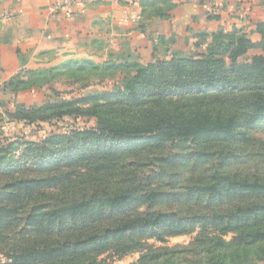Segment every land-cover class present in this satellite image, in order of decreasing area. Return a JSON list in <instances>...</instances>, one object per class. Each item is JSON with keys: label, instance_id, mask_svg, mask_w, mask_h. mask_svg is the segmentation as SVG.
Returning <instances> with one entry per match:
<instances>
[{"label": "trees", "instance_id": "obj_1", "mask_svg": "<svg viewBox=\"0 0 264 264\" xmlns=\"http://www.w3.org/2000/svg\"><path fill=\"white\" fill-rule=\"evenodd\" d=\"M141 6L165 18L174 4ZM255 32L257 41L239 27L200 33L186 56L72 58L8 81L17 93L47 84L44 74L119 78L0 113L14 125L95 119L38 142L0 135V264H103L105 252H138L130 264L264 262V168L237 151L254 141L244 129L264 123V55L249 54L264 52V21ZM183 234H193L188 243L166 244Z\"/></svg>", "mask_w": 264, "mask_h": 264}, {"label": "crops", "instance_id": "obj_2", "mask_svg": "<svg viewBox=\"0 0 264 264\" xmlns=\"http://www.w3.org/2000/svg\"><path fill=\"white\" fill-rule=\"evenodd\" d=\"M56 1L0 0V105L46 101L38 86L4 89L28 70L106 53L143 63L171 53L186 56L196 51L200 33L239 27L257 41L255 25L264 21V0H169L174 7L165 18L142 13L141 3L151 0H70L72 18L51 10Z\"/></svg>", "mask_w": 264, "mask_h": 264}, {"label": "rangeland", "instance_id": "obj_3", "mask_svg": "<svg viewBox=\"0 0 264 264\" xmlns=\"http://www.w3.org/2000/svg\"><path fill=\"white\" fill-rule=\"evenodd\" d=\"M106 54L108 55L102 57L101 59L95 60L94 58L93 60L100 62L111 55L109 53ZM54 78V80H52L53 78L50 79V74H44L40 76L42 82H48L47 84H43L39 90L40 93L45 94V102H58L63 99L69 100L72 98L82 97L85 95L93 94L97 91L109 89L114 83H119V78H117L116 75L112 76V74H109L104 78L102 83H96V77H86L85 75L74 71H72L71 73L68 72L67 74H57L54 76ZM87 81H91V84L83 86V84H85ZM45 102H40L39 105ZM5 106V104L0 105V113H3L6 107L11 108V104H9V106ZM2 118L5 117L3 116ZM94 122L95 119L93 117H75L74 115H65L58 121L52 119L48 121H38L34 124L26 125L22 122L16 123V125H14V123L7 124V122L3 121L0 122V126H3L1 127L2 130L0 135L7 138L8 140H14L13 138L23 136L22 138L33 142H38L47 137L54 129L57 131H62L64 127H69L70 129H82L84 127L86 128L93 126ZM244 131L247 133V136L252 138L254 141L246 145H239L237 147V151L256 154V156L254 157V159H256L254 164L258 163L264 168V123L245 128ZM19 154L20 153L18 151L16 155ZM249 160H253L252 156ZM192 236L193 234L171 236L168 238L166 244L170 246L175 244H186L191 240ZM147 241L153 242L154 240L148 239ZM154 242L160 244L159 242ZM138 257V252L129 253L119 257H115L113 254L105 252L98 256V260L102 258V261H104L103 264H130L134 262ZM0 260L5 261L7 260V257L4 256L3 253H0Z\"/></svg>", "mask_w": 264, "mask_h": 264}, {"label": "built area", "instance_id": "obj_4", "mask_svg": "<svg viewBox=\"0 0 264 264\" xmlns=\"http://www.w3.org/2000/svg\"><path fill=\"white\" fill-rule=\"evenodd\" d=\"M51 10L53 12H61L66 18L73 17L72 4L70 0H60L56 1L51 5Z\"/></svg>", "mask_w": 264, "mask_h": 264}]
</instances>
